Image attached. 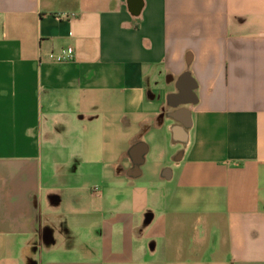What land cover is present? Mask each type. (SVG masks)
I'll list each match as a JSON object with an SVG mask.
<instances>
[{
    "label": "crops",
    "instance_id": "obj_1",
    "mask_svg": "<svg viewBox=\"0 0 264 264\" xmlns=\"http://www.w3.org/2000/svg\"><path fill=\"white\" fill-rule=\"evenodd\" d=\"M136 1L0 0V264H264V0Z\"/></svg>",
    "mask_w": 264,
    "mask_h": 264
},
{
    "label": "built area",
    "instance_id": "obj_2",
    "mask_svg": "<svg viewBox=\"0 0 264 264\" xmlns=\"http://www.w3.org/2000/svg\"><path fill=\"white\" fill-rule=\"evenodd\" d=\"M49 60L58 64L68 63L74 60V50L72 48L64 49L60 53H51Z\"/></svg>",
    "mask_w": 264,
    "mask_h": 264
},
{
    "label": "water",
    "instance_id": "obj_3",
    "mask_svg": "<svg viewBox=\"0 0 264 264\" xmlns=\"http://www.w3.org/2000/svg\"><path fill=\"white\" fill-rule=\"evenodd\" d=\"M136 1V0H135ZM136 3H137V1H136ZM141 6H142V4L140 5V7L139 8H137L136 10V12H139V10H140V8H141Z\"/></svg>",
    "mask_w": 264,
    "mask_h": 264
}]
</instances>
